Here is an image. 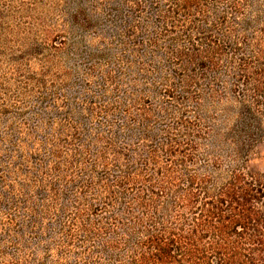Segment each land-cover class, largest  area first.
<instances>
[{"label":"trees","instance_id":"trees-1","mask_svg":"<svg viewBox=\"0 0 264 264\" xmlns=\"http://www.w3.org/2000/svg\"><path fill=\"white\" fill-rule=\"evenodd\" d=\"M87 3L102 94L0 88V264H264V0Z\"/></svg>","mask_w":264,"mask_h":264},{"label":"rangeland","instance_id":"rangeland-1","mask_svg":"<svg viewBox=\"0 0 264 264\" xmlns=\"http://www.w3.org/2000/svg\"><path fill=\"white\" fill-rule=\"evenodd\" d=\"M87 6V0H0L1 91L13 95L22 79L31 81L28 87L33 92L21 95L30 106L36 104L39 91L48 93L53 85L69 99V108L75 113L80 109L79 100L102 94L100 79L112 68L118 50L116 45L107 47L111 31L103 14L99 23L95 22L97 13L79 14ZM97 35L105 42L94 40ZM45 60L49 61L46 69L42 67ZM93 65L95 71L86 76ZM42 82L45 86L39 90ZM46 109L42 111L55 115ZM247 165L253 172H264V142L253 147Z\"/></svg>","mask_w":264,"mask_h":264}]
</instances>
